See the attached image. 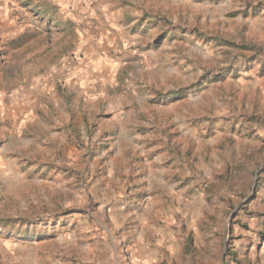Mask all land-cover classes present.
Returning a JSON list of instances; mask_svg holds the SVG:
<instances>
[{"label": "rangeland", "instance_id": "1", "mask_svg": "<svg viewBox=\"0 0 264 264\" xmlns=\"http://www.w3.org/2000/svg\"><path fill=\"white\" fill-rule=\"evenodd\" d=\"M0 264H264V0H0Z\"/></svg>", "mask_w": 264, "mask_h": 264}]
</instances>
